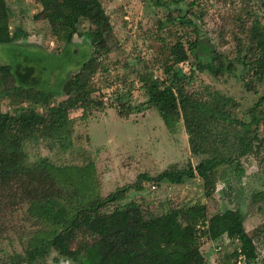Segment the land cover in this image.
<instances>
[{
    "label": "rangeland",
    "instance_id": "rangeland-1",
    "mask_svg": "<svg viewBox=\"0 0 264 264\" xmlns=\"http://www.w3.org/2000/svg\"><path fill=\"white\" fill-rule=\"evenodd\" d=\"M105 14L109 18L112 37L116 46L106 56L96 59L97 72L93 75L86 91L92 98L102 99L100 111H90L82 116L81 110L71 111L69 118L73 126L68 140L63 145L51 140H30L24 145L28 161L46 158L56 167L67 169L63 175L76 180V188L70 191L77 195L85 193L87 197L104 198L118 188L135 184L142 175L154 177L165 170H183L194 167L208 154L196 152L204 148L215 149L216 158L233 159L237 153L236 136H241L237 126H217L205 140L190 142L181 120L174 129L168 131L157 113L145 103L143 90L137 78L142 74L143 62H148L153 76H161L165 64V47L174 43L178 36L187 32L191 39L197 29L201 38L199 61H210L209 50L217 53L224 64L221 74L213 76L210 72H195L187 88L201 100L208 101L210 93L231 98L236 106L232 107V117L243 122L249 120L247 111L264 93V85L255 86V91H247L244 80L250 78L238 63L240 54L236 52L231 32L238 30L237 17L241 14L256 15L264 25V9L258 1L242 0H204L201 4L195 0H100ZM9 10V29H20L26 37L14 44H0V64L12 68L27 66L33 68L32 77L39 80L40 87L54 93L89 56L88 41L85 36H73L71 45L64 52L56 54L63 46L62 36H53L46 23L34 21L38 12L35 0H5ZM191 22L183 26L174 19L181 16ZM169 16L172 21L166 20ZM87 25L79 26L85 32ZM243 40L244 36L241 35ZM183 42L185 39H182ZM54 50V51H53ZM56 52V53H55ZM53 53V54H51ZM242 53V52H241ZM192 55L188 62L179 65L187 73L193 63ZM255 82V79H252ZM2 84L0 83V91ZM1 95V94H0ZM126 96L134 107L125 119L117 115L116 96ZM62 99L61 95L47 97L50 111ZM31 95L14 93L0 96V110L13 113L20 105L26 108ZM112 104V107H108ZM40 112V109H36ZM9 131L16 129L9 123ZM257 138L252 141V151L238 157L241 172H233L232 167L220 165L213 175V191L206 197L203 182L196 176L184 179L180 184L167 181L152 183L139 179L137 190H128L123 199L103 209L108 212L114 207L134 204L139 214L137 218H149L168 211L178 212V222L183 224L200 210L206 209V216L225 209H238L244 216L243 227L252 237L256 248V258L248 264H264V240L254 233V229L264 223V203L253 200L255 194L264 198V131L258 128ZM18 202V201H17ZM0 215V262L13 252L21 253L28 236L38 230L37 219L26 211L25 203H17L15 209L2 205ZM139 216V217H138ZM31 232V233H30ZM71 258H75L92 241L85 229H77L66 238ZM201 254L206 264H234L232 251L235 244L226 243V238L215 242L200 240ZM219 245L220 251L215 252ZM56 255L49 256L36 264H75L60 258L52 261Z\"/></svg>",
    "mask_w": 264,
    "mask_h": 264
},
{
    "label": "trees",
    "instance_id": "trees-1",
    "mask_svg": "<svg viewBox=\"0 0 264 264\" xmlns=\"http://www.w3.org/2000/svg\"><path fill=\"white\" fill-rule=\"evenodd\" d=\"M195 1L201 4L204 0ZM256 1L264 9V0ZM35 3L38 12L33 15V20L46 23L51 35L57 37L59 33L62 36L63 46L56 54L63 53L64 47L71 45L73 36H85L89 56L54 93L40 87L39 80L32 77V67L12 68L0 64V96L8 98L11 93L31 95V106L22 108L18 105L13 113L0 110V211L2 205L15 209L18 202L25 203L26 211L39 224L38 230L30 232L22 252H13L0 264H36L50 253L56 255L52 258L54 262L63 258L75 264H206L200 240L204 238L205 241L215 242L222 237L226 238V243L236 246L231 253L234 264L239 257L245 264L253 262L256 248L252 237L244 230V216L238 209H225L207 217L202 206L183 224L178 222V212L172 211L137 218L133 211L140 212L132 203L114 207L108 212H103V209L121 201L128 190H137L139 179L156 184L162 181L180 184L184 179L196 176L202 180L204 193L209 197L218 166H229L235 162L232 171L241 172L237 165L238 157L260 149L257 145L252 151V141L256 140L259 127L264 131V93L247 111V122L232 117V107L236 104L231 98L217 93H210L208 101L198 98L187 89L195 72L208 71L217 76L224 70V64L212 50H209L210 61H199L203 42L197 29L192 30L195 34L193 40L189 33H183L165 47V64L160 77L152 75L148 62H143L144 72L141 75L137 73L145 103L154 109L168 131H172L175 123L181 120L190 142L205 140L217 126L239 127L241 136H236L235 157L218 159L212 156L215 149L204 148L196 152L209 157L194 167L165 170L154 177L139 176L135 184L118 188L104 198L87 197L85 193L77 195L70 191L71 187L78 192L82 189L78 188L76 180L70 182L63 175L67 171L65 167H56L46 158L29 162L24 145L30 140H51L63 145L74 122L69 118L71 111L81 110V117H84L90 111L102 109V99L92 98L86 88L97 72L96 59L109 54L116 44L100 0H35ZM184 16L183 12L174 19L183 26H191ZM241 16L244 18L237 17L238 25H234L237 30L239 28L238 32L232 31L230 35L235 41L236 52L240 54L238 63L250 76L244 80V87L247 91H255L256 85H264V25L254 14ZM166 20L172 21L169 16ZM81 25H87L85 32L79 30ZM23 37H26L25 33L18 28L10 31L9 10L5 0H0V44H14ZM182 39H185L184 42ZM189 55H192L193 63L185 73L179 65L188 62ZM53 94L61 95L62 99L50 111H44L47 97ZM114 101L119 118L125 119L132 113L134 107L126 96H116ZM37 108L40 112L36 111ZM9 123L16 129L9 131ZM255 199L264 203L261 194H255ZM80 228L88 231L92 241L75 258H71L65 238ZM254 233L264 240V223L255 228Z\"/></svg>",
    "mask_w": 264,
    "mask_h": 264
},
{
    "label": "built area",
    "instance_id": "built-area-1",
    "mask_svg": "<svg viewBox=\"0 0 264 264\" xmlns=\"http://www.w3.org/2000/svg\"><path fill=\"white\" fill-rule=\"evenodd\" d=\"M202 1V0H200ZM220 249V246H217L215 248V251H218ZM236 264H245V262L239 257L238 260L236 261Z\"/></svg>",
    "mask_w": 264,
    "mask_h": 264
}]
</instances>
